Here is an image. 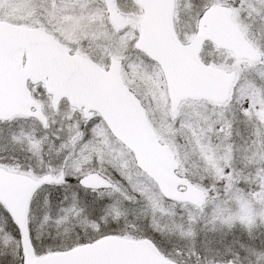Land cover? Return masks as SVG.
Instances as JSON below:
<instances>
[{"label":"snow or ice","instance_id":"6c2138e0","mask_svg":"<svg viewBox=\"0 0 264 264\" xmlns=\"http://www.w3.org/2000/svg\"><path fill=\"white\" fill-rule=\"evenodd\" d=\"M0 264H264V0H0Z\"/></svg>","mask_w":264,"mask_h":264}]
</instances>
